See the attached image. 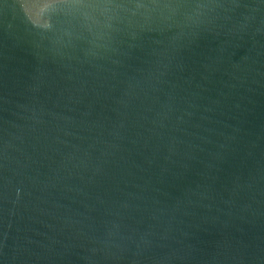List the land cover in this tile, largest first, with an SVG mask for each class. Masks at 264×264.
<instances>
[{"label": "water", "instance_id": "obj_1", "mask_svg": "<svg viewBox=\"0 0 264 264\" xmlns=\"http://www.w3.org/2000/svg\"><path fill=\"white\" fill-rule=\"evenodd\" d=\"M0 264H264V0H0Z\"/></svg>", "mask_w": 264, "mask_h": 264}]
</instances>
